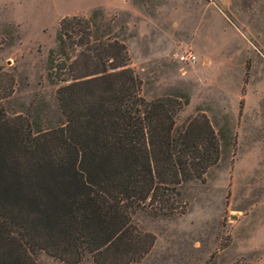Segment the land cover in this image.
<instances>
[{
    "label": "rangeland",
    "instance_id": "1",
    "mask_svg": "<svg viewBox=\"0 0 264 264\" xmlns=\"http://www.w3.org/2000/svg\"><path fill=\"white\" fill-rule=\"evenodd\" d=\"M68 16L90 19L96 38L125 45L144 99L188 100L178 128L202 113L220 140L205 182L180 189L184 215H134L155 243L133 264H264V0H0V98L13 82L1 100L8 115L43 127L61 122L49 54L58 57L57 30ZM188 52L194 63L180 60ZM35 261L65 264L44 252Z\"/></svg>",
    "mask_w": 264,
    "mask_h": 264
},
{
    "label": "trees",
    "instance_id": "2",
    "mask_svg": "<svg viewBox=\"0 0 264 264\" xmlns=\"http://www.w3.org/2000/svg\"><path fill=\"white\" fill-rule=\"evenodd\" d=\"M56 40L48 77L61 122L8 115L12 78L0 98V264H37L40 252L65 264L139 263L155 236L134 215H184L180 189L205 182L219 137L202 113L176 126L187 99H144L125 45L96 38L90 19L62 18Z\"/></svg>",
    "mask_w": 264,
    "mask_h": 264
},
{
    "label": "built area",
    "instance_id": "3",
    "mask_svg": "<svg viewBox=\"0 0 264 264\" xmlns=\"http://www.w3.org/2000/svg\"><path fill=\"white\" fill-rule=\"evenodd\" d=\"M195 59V56L191 52H188L180 57V60L186 63H194Z\"/></svg>",
    "mask_w": 264,
    "mask_h": 264
}]
</instances>
